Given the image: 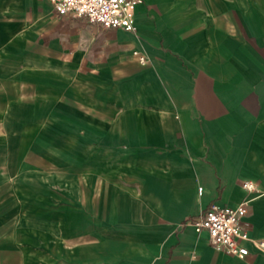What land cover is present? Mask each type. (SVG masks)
Returning <instances> with one entry per match:
<instances>
[{"label":"crops","instance_id":"0c3cea01","mask_svg":"<svg viewBox=\"0 0 264 264\" xmlns=\"http://www.w3.org/2000/svg\"><path fill=\"white\" fill-rule=\"evenodd\" d=\"M245 198L264 237V0H136L116 28L0 0V264H264L188 221Z\"/></svg>","mask_w":264,"mask_h":264},{"label":"built area","instance_id":"2783aa9c","mask_svg":"<svg viewBox=\"0 0 264 264\" xmlns=\"http://www.w3.org/2000/svg\"><path fill=\"white\" fill-rule=\"evenodd\" d=\"M50 1L59 14L86 16L90 22L107 28L131 26L135 15L136 0ZM242 184L249 191L258 190L253 180H243ZM250 206V198L243 199L236 206L212 202L188 221L198 232L206 231L210 244L219 250L242 258L253 250L264 254V237H252L244 221Z\"/></svg>","mask_w":264,"mask_h":264},{"label":"rangeland","instance_id":"374dc122","mask_svg":"<svg viewBox=\"0 0 264 264\" xmlns=\"http://www.w3.org/2000/svg\"><path fill=\"white\" fill-rule=\"evenodd\" d=\"M30 135V134H29ZM41 135H43V137L47 136V133L41 132ZM61 135V134H60ZM80 142L76 141V142H72V149L69 150V153H64L63 149L57 150V156H70V160H71V171L73 173V175L78 176L80 173V169L82 167L81 161L85 160L86 157V150L80 147ZM82 157H84V159H82ZM37 255V251H36V246L34 245H28L25 246V255H24V259L22 261V264H58L61 262L60 257L62 255V247L61 249H57L56 251V255H57V259L54 262L53 260L50 261L49 263L47 261H37L35 259H33L35 256ZM21 262L19 261H15V259H11L9 261H7V264H20Z\"/></svg>","mask_w":264,"mask_h":264}]
</instances>
